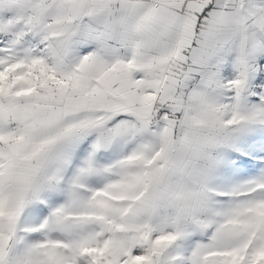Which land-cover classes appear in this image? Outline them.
<instances>
[{"label":"snow or ice","instance_id":"snow-or-ice-1","mask_svg":"<svg viewBox=\"0 0 264 264\" xmlns=\"http://www.w3.org/2000/svg\"><path fill=\"white\" fill-rule=\"evenodd\" d=\"M0 264H264V0H0Z\"/></svg>","mask_w":264,"mask_h":264}]
</instances>
